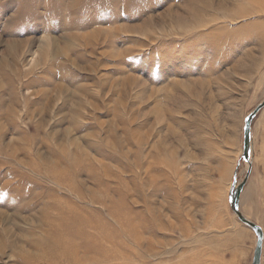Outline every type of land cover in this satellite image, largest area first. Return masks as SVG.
Returning <instances> with one entry per match:
<instances>
[{
	"label": "rangeland",
	"instance_id": "rangeland-1",
	"mask_svg": "<svg viewBox=\"0 0 264 264\" xmlns=\"http://www.w3.org/2000/svg\"><path fill=\"white\" fill-rule=\"evenodd\" d=\"M263 100L264 0H0V264H251Z\"/></svg>",
	"mask_w": 264,
	"mask_h": 264
},
{
	"label": "water",
	"instance_id": "water-1",
	"mask_svg": "<svg viewBox=\"0 0 264 264\" xmlns=\"http://www.w3.org/2000/svg\"><path fill=\"white\" fill-rule=\"evenodd\" d=\"M263 108H264V100L255 108V110L250 115L246 117L244 121L242 159L245 161V164L247 165V173L242 183L238 184L237 186L235 184L232 185L231 191H230V197H229V207L232 213L236 216L237 220L243 225H245L247 228H249L256 237L255 248L253 251V257H252L251 264H260V259L262 255L263 231L259 226L249 221L241 214V212L238 210V204H239L240 194L249 177L251 166H252L251 164V160H252L251 122L254 119V117Z\"/></svg>",
	"mask_w": 264,
	"mask_h": 264
},
{
	"label": "bare ground",
	"instance_id": "bare-ground-1",
	"mask_svg": "<svg viewBox=\"0 0 264 264\" xmlns=\"http://www.w3.org/2000/svg\"><path fill=\"white\" fill-rule=\"evenodd\" d=\"M263 244V243H262ZM262 256V255H261ZM260 262H261V259H260Z\"/></svg>",
	"mask_w": 264,
	"mask_h": 264
}]
</instances>
